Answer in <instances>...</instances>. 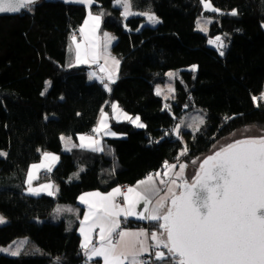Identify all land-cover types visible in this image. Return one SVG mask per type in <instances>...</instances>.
I'll use <instances>...</instances> for the list:
<instances>
[{"label":"trees","instance_id":"1","mask_svg":"<svg viewBox=\"0 0 264 264\" xmlns=\"http://www.w3.org/2000/svg\"><path fill=\"white\" fill-rule=\"evenodd\" d=\"M210 2L220 13L206 12L201 0H133L135 10L160 18L154 26L141 15L125 19L114 0H95L92 9L104 14L102 28L116 38L112 50L120 60L111 92L89 79L92 66L69 67L67 61L73 31L84 22L87 6L37 0L17 15L0 16V150L6 151L0 156V211L7 217L0 224V245L29 237L19 256L0 252V264H83L77 228L58 208L76 203L86 191L134 184L148 172L163 170L165 162L182 156L188 162L238 128L264 127L259 98L264 89V0ZM233 9L238 15L230 14ZM205 13L212 21L208 34L196 28ZM217 34L226 44L223 56L208 44L209 35ZM171 69L181 77L168 110L155 86ZM113 101L146 127L113 120L112 128L124 136L104 138V151H64L62 135L91 131L101 109ZM197 107L206 114L199 130L184 132V138L170 130L186 110ZM45 151L60 155L50 172L57 194H28L27 169ZM77 170L79 177L71 179Z\"/></svg>","mask_w":264,"mask_h":264},{"label":"snow or ice","instance_id":"2","mask_svg":"<svg viewBox=\"0 0 264 264\" xmlns=\"http://www.w3.org/2000/svg\"><path fill=\"white\" fill-rule=\"evenodd\" d=\"M36 2L37 0H0V13H19L21 9L29 8ZM74 2L87 6L89 11L84 25L79 29L86 43H77L75 34L71 37L69 51L74 52V62L69 67L81 64L99 65V61L103 59L104 64L99 67L104 76L99 79L104 89L111 92L110 85L118 78L120 60L111 56L108 49L116 38L105 32L103 45L96 40L95 34L104 14L101 12L93 15L91 7L95 0ZM201 3L205 11L220 13L210 0H201ZM114 6L122 7L121 15L125 19L131 15H141L146 17L149 24L161 23L154 13L133 12V0H114ZM230 14L235 16L238 12L233 9ZM201 19L196 21V28L207 34L208 28L201 23ZM211 22V19L206 20V23ZM208 43L215 46L221 56L224 55L222 49L226 45L221 36L209 39ZM191 70L195 71L196 66L193 65ZM95 75L90 73L89 79ZM167 75L172 78L177 74L169 72ZM168 91L174 93L175 89L170 86ZM156 95H161L159 87ZM252 99L255 102L257 97L253 96ZM260 99H264V92ZM168 107L169 105H165V108ZM111 108L117 122L123 117L137 128L146 127L139 116H129L118 104L113 103ZM204 123L201 118L199 124ZM179 128L177 125V133ZM92 131L97 135L101 132L116 135L110 131L108 113L103 109L98 125ZM61 139L65 140L64 137ZM78 139L79 145L71 144L70 137L65 143L93 152L104 151L100 139L91 135H81ZM71 147L67 150L70 151ZM186 153L187 148L181 155ZM58 160L57 155L45 152L43 161L31 166L27 183L32 195L44 192L48 196H54L58 191L52 183L41 184L37 188L31 186L32 181L38 178L39 170L51 172ZM192 163L196 164V161ZM186 167L181 163L179 171L172 178L169 172L176 165L165 162L163 175L169 179L161 178L160 172L155 174L159 184L166 185L163 190L157 186L156 179L149 175L126 191L116 187L106 194L97 191L81 195L79 202L87 206V211L80 220V234L83 236L81 249L88 261L99 257L103 264H146L140 257L149 252L147 241L150 235L154 241L152 247L156 249L153 253L156 261L169 259L170 264H264V136L238 139L222 147L199 164L190 181L185 179ZM74 175L78 177V174ZM161 191L164 192L163 195ZM117 197H122V202L118 203ZM138 208L141 210L137 211ZM56 211L59 212L60 209ZM121 217L125 222L129 217L158 222V228L162 231L149 234L143 228L138 231L124 229L121 227ZM4 223L5 218L0 216V224ZM93 233L98 238L96 243H93ZM161 247L167 250V256L159 250ZM0 251L12 256L21 254V249L17 247L13 250L12 245L0 248Z\"/></svg>","mask_w":264,"mask_h":264},{"label":"crops","instance_id":"3","mask_svg":"<svg viewBox=\"0 0 264 264\" xmlns=\"http://www.w3.org/2000/svg\"><path fill=\"white\" fill-rule=\"evenodd\" d=\"M63 1H66V2H74V0H63ZM93 5H94V4H93ZM93 5H92V6H93ZM88 11H89V9H88ZM91 11H92L93 15L99 14V13H97V12L95 13L94 10L92 9V7H91ZM87 15H88V13H87ZM87 15H86L85 20L87 19ZM85 20H84V21H85ZM83 25H84V22L82 23V25H80V27H78V29H77V34H76V37L81 39V41H80L79 43H82V44L86 43V41L84 40V37H83V36L80 34V32H79V29H80ZM100 32H107V33H109L111 36H114V35L112 34L111 31L106 30V29L104 30V29L102 28V19H101L100 27H99V29L96 31L95 38H96V40H97L101 45H103V41H102V39H101ZM114 41H115V39H114V40L111 42V44L109 45V49H108V51L110 52L111 56L117 58V57L114 55L113 50H112V47H113ZM77 43H78V42H77ZM72 47L74 48V45H72ZM67 53H68V54H67V61H68V63H73V62H74V52H70V51H69V47H68V52H67ZM69 58H70V59H69ZM117 59H118V58H117ZM103 64H104V60L101 59V60L99 61V65H103ZM86 65H90V66H92V65H96V66H99V65H97V64H86ZM119 68H120V66H119ZM90 73H95V74H96L91 80H97V81H99V82H100V79H99V78L102 77V76H101L102 74H104V72L101 71L99 68H96V69L94 70V72H92V70H91ZM100 73H101V75H100ZM105 82H107V81H105ZM263 91H264V89H263ZM263 91H262V92H263ZM260 96H261V94H260ZM260 96H259V98H260ZM261 100L264 101V99H261ZM113 103L118 104L119 108L122 109L123 112H126L129 116H132L133 118H135L136 116H138V115H132V114L128 113L127 111H125V110L119 105L118 102H114V101H113V102H108L107 105L104 106L103 110H104V112L108 113V123H109V126H110V131H111V132H115L116 135H115V136L110 135V134H109V135H105L103 132L99 133L97 139H100V141H101V146H102L103 148H104V143H103V142H104V138H107V137H110V138H117V137H123V136H124L123 133L117 132V131H115V130L112 128V121H113V120L117 121L116 119L113 118V112H112V108H111V105H112ZM100 115H101V114H100ZM99 119H100V116H99ZM99 119H98V121H99ZM140 119H141V118H140ZM119 121H127V120L124 119L123 117H121ZM141 122L143 123L142 120H141ZM97 125H98V122H97V124L94 126V128H96ZM94 128H93V129H94ZM81 135H91V136H93V135L90 133V131H89V132H87V133H78L75 137H74V136H71V135H66V134L62 135V137H64L65 140H67V138L70 137V138H71V144L79 145V144H80V141H79L78 137L81 136ZM93 137H94V136H93ZM181 137L184 138L183 136H181ZM94 138H95V137H94ZM65 140H62L63 150H64V151H69V150H67V148H68V147H71V145H70V144H69V145H66ZM45 152H46V151H45ZM45 152H43V153H45ZM47 152H48V153L55 154V155H57V156L60 158V155H59L58 153H56V152H50V151H47ZM69 152H75V153H77V154H85L86 152L100 153V152H93V151H90V150H88V149H83V148H80V147H78V146H77V147H71V150H70ZM43 153H42L40 159H39L38 161H36V162L30 164V166H29L28 169H27L26 176H25V189H26V191H27L28 193H30V192L28 191V189H29L28 186H29V185H28V183H27L28 172H29V170H30V168H31V166H32L33 164H40V163L43 161ZM58 161H59V160H58ZM58 161L54 163V166H53L52 170H53L54 167L57 165ZM182 163H183V162H182ZM180 164H181V163H180ZM180 164H176V168H175L174 170H172L171 172H169V176H171L172 178H174V173L177 172V171H179V165H180ZM183 164H185V165L188 166V163H185V162H184ZM186 170H187V167H186V169H185V173H184V175L187 174V173H186ZM51 172H52V171H51ZM159 172L161 173V178H163V179H165V180H168V179H169L168 176H164V175H163L164 172H165V169H164L163 171H159ZM75 174H77V173H75ZM155 174H156V173H155ZM155 174L152 173V176L154 177V179H156L157 186L160 187L162 190L165 189V188H166V185H160V184H159V179L155 177ZM37 176H38V178H37V179H34V180L32 181V185H31V186H32L33 188H37V187H39L41 184H47V183H52V184L55 186V188H58V186H57V185L54 183V181L51 179V177H50V172H46V171H44L43 169H41V170H39V171L37 172ZM74 177H76V175H74ZM145 179H146V178H142V179L138 180L137 182H135L134 184H130V185H128V184H120V185H117V186H115V187H113V188L120 187L122 191H126L128 187H134V186L137 185V183H138L139 181H142V180H145ZM179 182H180V181L178 180L177 183H179ZM113 188H111V189H109V190H106V191H104V190H98V189L90 190V191H86V192H83L82 194H80L79 197H80L81 195L85 194V193H92V192H97V191L106 194V193L112 191ZM54 190H55V189H54ZM177 191H178V190H177ZM41 194H46V193L41 192ZM56 194H57V191H56L55 195H56ZM163 194H164V192L161 191V195H163ZM55 195H54V196H55ZM79 197H78L76 203H71V204H66V205L61 206V207H60V211L62 212L63 215H65V217L67 218V220L69 221V223H71L72 226H76L77 231H78V233H79V235H80L81 243H82V241H83V236L80 234V220L83 219L84 213L87 211V206H86L85 204H81V203L79 202ZM157 198H158V197H157ZM122 199H123L122 197H117V202H118V203L122 202ZM155 199H156V198H154V200H153V204L155 203ZM141 207H142V206H141ZM150 207H151V205H150ZM69 209H70V210H69ZM140 210H141L140 208L137 209V211H140ZM121 221H122V223H121V227L124 228V229H127V230L138 231V230H140V229L143 228V229H145L149 234H150L151 232H153V231H157L158 233L161 231L158 227H155V226H154V223H158V222L147 221V220H139V219H136L135 217H129L128 220H127L126 222L124 221V218L121 217ZM136 222H137V223H140V224H139V225H136ZM129 223H131V224H129ZM149 227H152V230H149ZM98 231H99V230L97 229L96 232H98ZM92 239H93V243H96V240H97L98 238H97V236H96L95 233L92 234ZM152 244H154V241L151 240L150 235H149V239H148V241H147V245L149 246V252H150V246H151ZM159 250L165 252V254H166V256H167V250H166V249H163V248L161 247ZM149 252L144 253L143 255H146V254H148ZM83 264H103V260H102V258L97 257V258H94V259L91 260V261H88L87 257L85 256V259H84V261H83ZM126 264H127V262H126ZM146 264H151V263H146ZM160 264H170V263H161V262H160Z\"/></svg>","mask_w":264,"mask_h":264},{"label":"rangeland","instance_id":"4","mask_svg":"<svg viewBox=\"0 0 264 264\" xmlns=\"http://www.w3.org/2000/svg\"><path fill=\"white\" fill-rule=\"evenodd\" d=\"M119 7V6H118ZM122 8V7H121ZM204 8V7H203ZM132 11L133 12H151V11H141V10H135L133 7H132ZM95 13H101L100 11H94ZM208 12V11H206ZM151 13H154V12H151ZM155 14V13H154ZM156 15V14H155ZM157 16V15H156ZM145 17V16H144ZM158 17V16H157ZM203 17V19H201ZM210 16L207 15L206 13L200 17H198V19H201V23L202 24H206V27L208 28V32L207 34L209 33V29H210V23H206V20L208 19H211L209 18ZM159 18V17H158ZM197 19V20H198ZM160 20V18H159ZM145 23L149 24L147 22V19L145 17ZM152 25V24H150ZM157 25V24H155ZM154 25V26H155ZM105 32H100V36H101V39L102 41L104 42V37H103V34ZM219 36H221V34H217ZM217 35H214V36H210L208 37V40L209 39H213L215 38V36ZM224 41V40H223ZM225 43V42H224ZM209 44V43H208ZM71 45V43H70ZM69 45V47H70ZM210 45V44H209ZM226 45V44H225ZM210 46H213V45H210ZM215 47V46H213ZM216 48V47H215ZM217 49V48H216ZM224 51V49H222ZM70 59V58H69ZM93 69L92 72H94V70L96 68H99L101 70V68L99 66H96V65H92ZM169 72H173V73H176L177 75L172 77V78H169V76L167 75V73ZM101 75V73H100ZM104 74H102L101 76L103 77ZM181 77V73L179 70H176V69H171V70H168L166 72V77H165V81L163 83H160L158 85L155 86V91L156 89L159 87L161 89V96L163 97V100H164V107L165 105H169L168 110L171 109V106H172V103H173V100L175 99V93H176V81L178 78ZM173 87L175 89V92L174 93H169L168 89L169 87ZM264 92V91H263ZM168 97V99H165V97ZM203 118L204 121L206 120V114L204 112V110L200 107H197V108H190L188 110H186V112H184L180 117L179 119L177 120V123L175 124V134L177 136L180 135L183 136L184 135V132L186 131H192V132H195L197 131V129H200L202 127V125L199 124V120ZM177 125L180 126L179 128V133H177L176 131V128H177ZM264 134V127H259L257 125H248V126H244V127H241V128H238L236 130H234L233 132L225 135V136H222L220 138H218L217 140L214 141V143L212 144V146L210 147V149L204 153H202L201 155H198V156H195V157H192V158H189L188 162H185L184 161V156H182L178 161L176 162H173V163H168V164H180V163H188V166H187V170H186V175H185V179H189L191 178V176L195 173L201 159L208 153L220 148V147H223L225 146L226 144H228L229 142L233 141L234 139H238V138H244V137H254V136H259V135H262ZM94 136V135H93ZM95 137V136H94ZM184 137V136H183ZM0 153H6L5 150H0ZM1 156V155H0ZM180 161V162H179ZM192 161H196V164H193ZM179 162V163H178ZM165 169V168H164ZM163 169V170H164ZM161 170V171H163ZM78 172V177L80 175V170H77ZM159 172V171H158ZM157 173V172H156ZM155 174V173H154ZM77 176L76 177H71V179H77L78 178ZM29 188V186H28ZM24 191L26 193H28L26 191V189L24 188ZM28 194H31V193H28ZM32 195V194H31ZM41 195V194H40ZM47 195V194H45ZM0 216L4 217L6 222H7V217L3 214V212L0 211ZM149 230H152V227H149ZM15 241V243H13ZM29 241V237L28 236H21V237H18L16 239H14L12 242L6 244V245H0V248H6L8 247L9 245H12V249L15 250L17 247H19L21 249V251L23 250V248L25 247V245L27 244V242ZM2 253H5V254H8L10 255L9 253L7 252H3V251H0Z\"/></svg>","mask_w":264,"mask_h":264},{"label":"built area","instance_id":"5","mask_svg":"<svg viewBox=\"0 0 264 264\" xmlns=\"http://www.w3.org/2000/svg\"><path fill=\"white\" fill-rule=\"evenodd\" d=\"M73 34H75V36H76V34H77V28L73 31ZM76 41L79 43V42L81 41V39L76 37ZM174 129H175V126H174V127H173V126L170 127V130H171V131H174ZM92 130H93V129H92ZM92 130L90 131V133H91L92 135H94L95 138H97L98 135H97L96 133H93ZM149 175H152V172H148V173H146V174L144 175L143 178H147ZM152 245H153V244H152ZM152 245L150 246V254H149V256H148V257H143V256H141L140 259L143 260V261H148V262L151 263V264H157L158 261L155 260L154 255H153V253H154V251H155L156 249H154V248L152 247Z\"/></svg>","mask_w":264,"mask_h":264},{"label":"water","instance_id":"6","mask_svg":"<svg viewBox=\"0 0 264 264\" xmlns=\"http://www.w3.org/2000/svg\"><path fill=\"white\" fill-rule=\"evenodd\" d=\"M26 9V8H25ZM25 9H21V11L19 12V13H21L23 10H25ZM19 13H0V16H4V15H17V14H19ZM259 136H264V134H262V135H259ZM259 136H254V137H259ZM244 138H247V137H244ZM244 138H238V139H244ZM238 139H234L233 141H231V142H229V143H232V142H234L235 140H238ZM228 143V144H229ZM227 145V144H226ZM225 145V146H226ZM224 147V146H223ZM222 147H220V148H218V149H216V150H214V151H212V152H210V153H208V154H206L202 159H201V161H200V163H202L203 162V160L205 159V158H207L208 156H210V155H213L216 151H218V150H220ZM199 163V164H200ZM198 167H199V165H198ZM198 167H197V169H196V171L198 170ZM195 171V172H196ZM195 174V173H194ZM193 174V175H194ZM192 177V176H191ZM189 181L191 180V178H189L188 179ZM179 191V190H178Z\"/></svg>","mask_w":264,"mask_h":264},{"label":"bare ground","instance_id":"7","mask_svg":"<svg viewBox=\"0 0 264 264\" xmlns=\"http://www.w3.org/2000/svg\"><path fill=\"white\" fill-rule=\"evenodd\" d=\"M162 231V230H161ZM149 254H150V252L148 253V254H146V255H142L143 257H148L149 256ZM146 263H149L148 261H145Z\"/></svg>","mask_w":264,"mask_h":264}]
</instances>
